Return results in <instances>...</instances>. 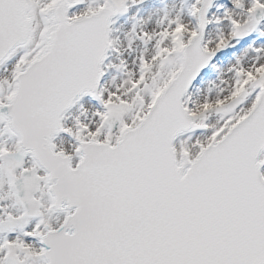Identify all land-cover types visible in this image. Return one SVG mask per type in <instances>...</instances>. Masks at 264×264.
<instances>
[{
  "label": "snow or ice",
  "instance_id": "snow-or-ice-1",
  "mask_svg": "<svg viewBox=\"0 0 264 264\" xmlns=\"http://www.w3.org/2000/svg\"><path fill=\"white\" fill-rule=\"evenodd\" d=\"M0 264H264V0H0Z\"/></svg>",
  "mask_w": 264,
  "mask_h": 264
}]
</instances>
